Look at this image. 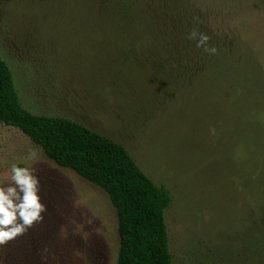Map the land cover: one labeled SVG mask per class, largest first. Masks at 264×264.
Returning <instances> with one entry per match:
<instances>
[{
    "label": "rangeland",
    "instance_id": "obj_1",
    "mask_svg": "<svg viewBox=\"0 0 264 264\" xmlns=\"http://www.w3.org/2000/svg\"><path fill=\"white\" fill-rule=\"evenodd\" d=\"M106 1L0 0L22 105L110 137L169 193L171 264H264L245 256L264 246V0ZM193 29L232 49L209 54ZM13 163L34 170L46 211L0 264H116L101 187L0 123V184Z\"/></svg>",
    "mask_w": 264,
    "mask_h": 264
},
{
    "label": "trees",
    "instance_id": "obj_2",
    "mask_svg": "<svg viewBox=\"0 0 264 264\" xmlns=\"http://www.w3.org/2000/svg\"><path fill=\"white\" fill-rule=\"evenodd\" d=\"M113 9L115 7L109 4V11ZM206 35L210 47L216 43L223 49L226 45L221 40L214 42L212 35ZM230 48L226 45V52ZM218 51L216 48L214 55H219ZM224 53V49L221 50V54ZM0 123L19 129L50 159L74 170L106 192L117 218L119 248L116 264L172 263L164 216L170 203L169 193L158 187L126 148L110 137L65 117L39 115L27 110L17 93L12 72L2 58ZM258 240H261L260 236ZM258 248L255 253L254 247L248 248L246 259L264 263V246L260 244ZM250 252L256 257H249Z\"/></svg>",
    "mask_w": 264,
    "mask_h": 264
},
{
    "label": "clouds",
    "instance_id": "obj_3",
    "mask_svg": "<svg viewBox=\"0 0 264 264\" xmlns=\"http://www.w3.org/2000/svg\"><path fill=\"white\" fill-rule=\"evenodd\" d=\"M189 39L197 41V47L215 54V47H208L209 37L195 29ZM33 157L35 153L31 154ZM40 181L34 170L13 163L9 169L8 183L0 184V247L23 236L34 225L43 221L45 205L39 196Z\"/></svg>",
    "mask_w": 264,
    "mask_h": 264
}]
</instances>
